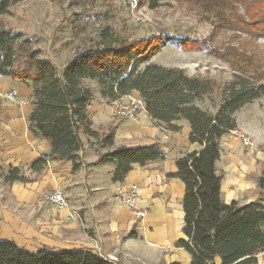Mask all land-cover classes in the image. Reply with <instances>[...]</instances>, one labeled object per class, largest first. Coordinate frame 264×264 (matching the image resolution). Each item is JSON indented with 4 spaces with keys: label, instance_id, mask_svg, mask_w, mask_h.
<instances>
[{
    "label": "trees",
    "instance_id": "1",
    "mask_svg": "<svg viewBox=\"0 0 264 264\" xmlns=\"http://www.w3.org/2000/svg\"><path fill=\"white\" fill-rule=\"evenodd\" d=\"M25 0H0V15L7 14ZM151 9L171 0H147ZM190 1L212 7L217 0ZM231 5L232 19L253 36L264 37V0H243L245 15ZM173 41L184 51H207L228 63L233 79L221 91L222 101L214 114L198 103L217 91L214 80L191 77L184 69L167 68L152 63L165 44ZM0 75L17 81L29 90L32 113L28 118L32 134L50 143L48 155L31 165L40 173L50 160L70 161L73 171L81 166L83 132L102 147L114 145L115 130L100 139L89 112L93 91L85 80L97 81L101 96L111 102L134 92L140 94L146 112L163 128L180 132L176 123L186 121L191 127L190 141L202 149L184 154L176 161L177 172L170 174L185 184L184 237L176 242L192 259L191 264H258L264 253V203L246 205L226 203L222 193V176L217 173L221 159V140L237 131L235 114L244 106L264 96V61L257 55L234 47L211 48L207 42L187 38L155 35L135 41L124 40L111 27L104 28L99 41L74 59L57 74L56 66L41 57L31 39L23 33L0 28ZM159 145L122 148L100 158L116 164L113 181L123 182L133 165L164 161ZM7 183L28 182L20 170L9 169ZM264 191V176L258 180ZM0 264H118L99 253L86 250L44 249L26 251L16 244L0 241ZM178 264V263H173Z\"/></svg>",
    "mask_w": 264,
    "mask_h": 264
},
{
    "label": "crops",
    "instance_id": "2",
    "mask_svg": "<svg viewBox=\"0 0 264 264\" xmlns=\"http://www.w3.org/2000/svg\"><path fill=\"white\" fill-rule=\"evenodd\" d=\"M12 82L2 81L0 90L17 91L16 86L23 85ZM22 90L19 103L0 100V170L7 172L9 168H17L28 182L5 183L4 190H11L18 200L32 209L40 206L49 217L23 222L17 214L3 209L0 200V241L12 242L31 253L44 249L55 252L86 250L118 264H191V256L183 248L176 247V242L184 237L185 184L178 178L169 177L177 172L176 161L180 157L202 149L199 144L191 143L189 123H176L182 129L172 132L159 126L145 109L139 111L134 121L120 119L115 116V109L129 105L131 100H141L140 94L134 92L111 102L102 98L99 88L93 92L89 108L93 128L105 136L114 129V145L104 148L92 139L90 152L82 148L81 166L77 171H73L70 161L50 160L44 170L37 173L31 169L32 163L48 155L51 146L30 131V92ZM241 130L238 124L237 131ZM244 132L255 140L252 130L245 128ZM226 138L221 140L223 153L217 163L224 201H237L241 205L260 201L258 179L261 174L251 176L253 172L256 174L255 166L249 167L251 162L235 157ZM151 145L160 146L166 154L165 160L149 162L145 166L133 165L123 182L113 181L115 163H98L102 156L116 150ZM226 145V153L232 155L224 160L223 147ZM260 156L264 164V146ZM133 185L139 189V200L134 208H130L116 197L119 188L128 190ZM57 187L64 189L72 209L80 213L81 225L70 221L64 213L67 211L41 204L42 195ZM2 188L0 183V198ZM216 264H221L220 259ZM258 264H264V253L259 256Z\"/></svg>",
    "mask_w": 264,
    "mask_h": 264
},
{
    "label": "rangeland",
    "instance_id": "3",
    "mask_svg": "<svg viewBox=\"0 0 264 264\" xmlns=\"http://www.w3.org/2000/svg\"><path fill=\"white\" fill-rule=\"evenodd\" d=\"M229 1H232L237 14L245 15L243 0H217L212 7L190 1L171 0L162 2L156 9H151L147 0H25L14 5L7 14L0 15V28L3 25L6 29L23 33L26 38L31 39L34 48L41 52V57L56 66L59 77H62L63 71L74 59L99 41V35L106 27H111L122 39L128 41L161 34L207 42L211 48L219 50L234 47L246 51L248 55L255 54L264 61V37L251 35L233 21ZM152 63L167 68L184 69L191 77L214 80L218 85L216 93L206 101L198 103L202 109L214 114L222 101L221 91L233 79L235 72L228 63L208 54L206 50L184 51L173 41L165 44L161 53L152 58ZM4 80L14 83L0 75V87ZM83 84L93 92L100 88L98 82L93 80H85ZM22 89L27 91L23 85L16 86L19 102L24 93ZM235 118L243 131L226 135V140L235 157L251 162L249 167L255 166L256 174L253 172L251 176L254 178L261 174L262 177L264 164L260 152L264 146V96L240 109ZM245 128L255 133L254 141L244 132ZM103 136L100 133V139ZM243 136L251 139L254 151L244 146ZM80 139L86 152H90L92 139L83 132ZM225 147L227 145L223 147L224 160L232 155L226 153ZM8 171L0 170V183L3 185L0 198L2 208L17 214L23 222L48 218L40 206L32 209L18 200L11 190H4ZM20 172L23 173L21 170ZM53 191L42 195L41 204L45 207H50L46 196ZM259 192L261 200L264 201V191L259 189ZM64 213H67L70 221L80 225L83 222L80 213L73 210L71 205Z\"/></svg>",
    "mask_w": 264,
    "mask_h": 264
},
{
    "label": "built area",
    "instance_id": "4",
    "mask_svg": "<svg viewBox=\"0 0 264 264\" xmlns=\"http://www.w3.org/2000/svg\"><path fill=\"white\" fill-rule=\"evenodd\" d=\"M17 97L16 91H0V98L5 101L18 103ZM142 109H145V107L141 100H131V103L127 106H118L115 109V115L120 119L134 121L137 119L139 111ZM242 139L244 146L250 151H254L251 139L245 136H243ZM138 190L136 185L131 186L128 190L119 188L117 190V198L125 206L133 208L139 200ZM46 201L58 211H68L70 208V203L62 187H57L52 193L48 194L46 196Z\"/></svg>",
    "mask_w": 264,
    "mask_h": 264
}]
</instances>
